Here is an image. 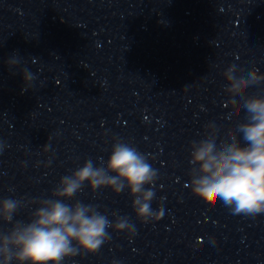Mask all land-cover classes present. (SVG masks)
<instances>
[{"label":"clouds","instance_id":"1","mask_svg":"<svg viewBox=\"0 0 264 264\" xmlns=\"http://www.w3.org/2000/svg\"><path fill=\"white\" fill-rule=\"evenodd\" d=\"M6 63L17 68L20 57L13 55ZM20 73L22 91H28L35 75L27 69H20ZM222 75L226 81L223 93L228 97L225 107L232 109L227 118H234L235 127L218 143L220 129L209 122L203 138L190 143V181L186 187L213 212L227 207L234 215L255 217L264 214V95H249V90L264 85V73L258 68L245 72L233 63ZM113 140L106 162L101 157L98 166L87 159L71 175L60 178L51 197L0 199V225H10L6 230L0 227V264H64L81 252H99L111 240L108 229L124 232L129 239L135 236L136 226L127 216L113 212L112 221L95 205L80 200L67 203L85 184L93 193L107 188L119 195L127 189L142 224L162 219L163 207L152 208L159 172L149 163L150 157L131 142L118 137ZM5 147L0 139V155ZM43 149L49 151V145ZM33 205L37 207L27 221L15 219L22 208Z\"/></svg>","mask_w":264,"mask_h":264}]
</instances>
